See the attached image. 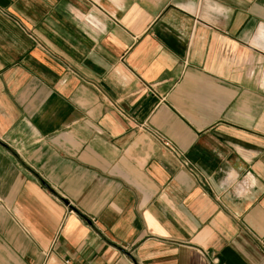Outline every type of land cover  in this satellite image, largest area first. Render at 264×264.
<instances>
[{
  "label": "crops",
  "instance_id": "obj_1",
  "mask_svg": "<svg viewBox=\"0 0 264 264\" xmlns=\"http://www.w3.org/2000/svg\"><path fill=\"white\" fill-rule=\"evenodd\" d=\"M0 264H264V0H0Z\"/></svg>",
  "mask_w": 264,
  "mask_h": 264
},
{
  "label": "built area",
  "instance_id": "obj_2",
  "mask_svg": "<svg viewBox=\"0 0 264 264\" xmlns=\"http://www.w3.org/2000/svg\"><path fill=\"white\" fill-rule=\"evenodd\" d=\"M153 138L156 141H158L164 148H166V149L169 148V145L167 144V142L163 138L156 136V135H153Z\"/></svg>",
  "mask_w": 264,
  "mask_h": 264
}]
</instances>
